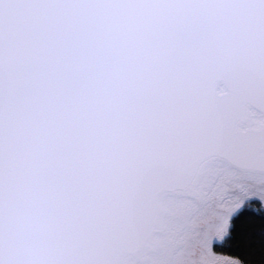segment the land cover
<instances>
[{
	"label": "snow or ice",
	"instance_id": "obj_1",
	"mask_svg": "<svg viewBox=\"0 0 264 264\" xmlns=\"http://www.w3.org/2000/svg\"><path fill=\"white\" fill-rule=\"evenodd\" d=\"M255 201L264 0H0V264H244Z\"/></svg>",
	"mask_w": 264,
	"mask_h": 264
},
{
	"label": "trees",
	"instance_id": "obj_2",
	"mask_svg": "<svg viewBox=\"0 0 264 264\" xmlns=\"http://www.w3.org/2000/svg\"><path fill=\"white\" fill-rule=\"evenodd\" d=\"M261 213H264V209L258 201H255L245 206V213L240 219L246 224L253 225L258 231ZM233 223L236 224L238 221L234 220ZM253 244L254 247H248L238 235L234 234L233 239H226L222 245L214 248V252L218 256L240 259L244 264H264V249L261 248L258 239L254 240Z\"/></svg>",
	"mask_w": 264,
	"mask_h": 264
},
{
	"label": "rangeland",
	"instance_id": "obj_3",
	"mask_svg": "<svg viewBox=\"0 0 264 264\" xmlns=\"http://www.w3.org/2000/svg\"><path fill=\"white\" fill-rule=\"evenodd\" d=\"M259 202V201H258ZM260 203V202H259ZM262 206V205H261ZM263 209H264V207H263ZM220 257H222V256H220ZM222 258H225V259H231V258H227V257H222Z\"/></svg>",
	"mask_w": 264,
	"mask_h": 264
}]
</instances>
